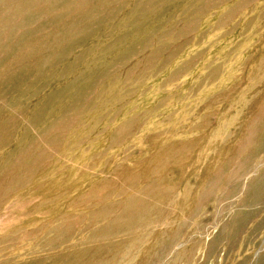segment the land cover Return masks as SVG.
<instances>
[{"label": "rangeland", "instance_id": "1", "mask_svg": "<svg viewBox=\"0 0 264 264\" xmlns=\"http://www.w3.org/2000/svg\"><path fill=\"white\" fill-rule=\"evenodd\" d=\"M0 45V264H264V0H0Z\"/></svg>", "mask_w": 264, "mask_h": 264}, {"label": "bare ground", "instance_id": "2", "mask_svg": "<svg viewBox=\"0 0 264 264\" xmlns=\"http://www.w3.org/2000/svg\"><path fill=\"white\" fill-rule=\"evenodd\" d=\"M1 46V45H0ZM33 53V52H32ZM223 133V132H222ZM224 134V133H223ZM262 155V154H261ZM44 158V157H43ZM186 159V158H185ZM189 159V158H188ZM251 173V172H250ZM258 174H259V172H258ZM252 175V174H251ZM255 175V174H254ZM155 187H153V189H154ZM244 188V187H243ZM248 200H250L249 198H248ZM245 202V201H244ZM248 205V204H247ZM199 210H200V208H199ZM190 228H191V226H190ZM187 231V230H186ZM192 233V232H191ZM121 240V239H120ZM201 245H203L204 247H205V242H203V244H201ZM207 247H208V242H207V245H206ZM193 250V249H192ZM196 250H193V253H187V254H185V257H186V264H195V258H194V254H196ZM179 259V258H178ZM176 261V260H175Z\"/></svg>", "mask_w": 264, "mask_h": 264}]
</instances>
